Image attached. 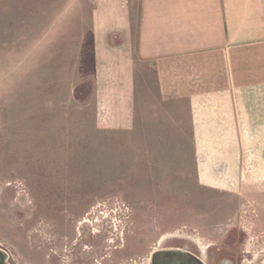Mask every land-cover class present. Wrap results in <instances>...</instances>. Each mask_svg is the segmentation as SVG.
Masks as SVG:
<instances>
[{
	"label": "rangeland",
	"instance_id": "obj_1",
	"mask_svg": "<svg viewBox=\"0 0 264 264\" xmlns=\"http://www.w3.org/2000/svg\"><path fill=\"white\" fill-rule=\"evenodd\" d=\"M89 15V0H0V247L11 263L56 264L51 228L91 211L107 227L102 264H150L164 248L264 264V187L197 184L188 109L161 99L133 37L131 91L99 90ZM122 97L128 128L100 125L101 113L125 114Z\"/></svg>",
	"mask_w": 264,
	"mask_h": 264
},
{
	"label": "crops",
	"instance_id": "obj_2",
	"mask_svg": "<svg viewBox=\"0 0 264 264\" xmlns=\"http://www.w3.org/2000/svg\"><path fill=\"white\" fill-rule=\"evenodd\" d=\"M89 4L98 89L131 91L133 37L161 99L188 109L197 184L232 194L264 187V0ZM117 102L125 114L101 113L98 123L127 129L131 103Z\"/></svg>",
	"mask_w": 264,
	"mask_h": 264
},
{
	"label": "flooded vegetation",
	"instance_id": "obj_3",
	"mask_svg": "<svg viewBox=\"0 0 264 264\" xmlns=\"http://www.w3.org/2000/svg\"><path fill=\"white\" fill-rule=\"evenodd\" d=\"M93 214L95 212H85L76 218L77 221H69L67 224L69 231H59L57 227L51 228L53 235L49 241H52L54 250H51L56 264H102V260L108 257L105 254L108 243L107 227H104V231L99 230V227L93 226L98 220L85 219L86 216ZM105 223L107 224L106 220ZM9 263L12 264L10 255ZM221 264L228 263L223 261Z\"/></svg>",
	"mask_w": 264,
	"mask_h": 264
},
{
	"label": "water",
	"instance_id": "obj_4",
	"mask_svg": "<svg viewBox=\"0 0 264 264\" xmlns=\"http://www.w3.org/2000/svg\"><path fill=\"white\" fill-rule=\"evenodd\" d=\"M0 264H10L8 252L0 247ZM150 264H206L204 260L186 250L164 248L154 251Z\"/></svg>",
	"mask_w": 264,
	"mask_h": 264
}]
</instances>
